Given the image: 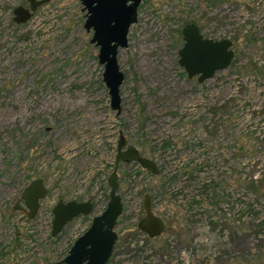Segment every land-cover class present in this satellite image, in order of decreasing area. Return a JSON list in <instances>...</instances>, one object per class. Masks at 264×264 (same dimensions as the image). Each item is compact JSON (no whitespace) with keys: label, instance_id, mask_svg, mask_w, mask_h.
Here are the masks:
<instances>
[{"label":"rangeland","instance_id":"obj_1","mask_svg":"<svg viewBox=\"0 0 264 264\" xmlns=\"http://www.w3.org/2000/svg\"><path fill=\"white\" fill-rule=\"evenodd\" d=\"M18 6L30 5L0 0V264L69 255L108 207L121 136L160 174L118 166L123 213L108 264H264V0H143L118 53L120 115L82 2L50 0L25 24ZM189 24L233 42L230 66L202 84L179 64ZM135 51L166 79H151ZM39 179L49 192L30 219L14 208ZM146 194L166 224L156 239L139 229ZM61 200L94 210L53 237Z\"/></svg>","mask_w":264,"mask_h":264},{"label":"water","instance_id":"obj_2","mask_svg":"<svg viewBox=\"0 0 264 264\" xmlns=\"http://www.w3.org/2000/svg\"><path fill=\"white\" fill-rule=\"evenodd\" d=\"M87 10L85 29L93 30L92 44L99 47V62L104 66L103 80L109 89L111 107L120 115L122 98L120 89L125 74L118 63L119 49L128 47V34L132 25L138 22V9L143 0H80ZM50 0H28L29 8L18 6L14 10L15 22L25 24L33 17L39 7ZM184 45L179 52V64L190 79L197 77L200 84L214 78L219 71L226 70L234 58L230 40L214 41L205 38L196 24L183 29ZM124 136L120 137L113 174L108 183L111 188L110 201L106 211L93 219L90 229L81 236L71 248L69 255L55 264H108L119 239L115 231L117 221L123 213V204L119 191L118 166L120 163H137L153 175H159L160 169L155 161L144 157L139 150L130 146ZM43 179L36 180L27 187L14 210L25 211L30 219L38 214L41 201L48 195ZM24 206H21V203ZM146 217L139 223V229L151 239L160 237L166 230L164 221L153 212L149 194L144 198ZM94 210L92 201L57 203L53 210L52 236L57 237L75 218L88 216Z\"/></svg>","mask_w":264,"mask_h":264},{"label":"bare ground","instance_id":"obj_3","mask_svg":"<svg viewBox=\"0 0 264 264\" xmlns=\"http://www.w3.org/2000/svg\"><path fill=\"white\" fill-rule=\"evenodd\" d=\"M146 44L149 45V43ZM134 57L136 58L137 64L140 65L141 67H144V65L148 64L146 66V70L148 71V74L151 75L150 77L151 79H155V80L157 79L159 82H163L166 79V76L162 72L163 71L162 66L154 64L155 62L146 59L147 57L141 60L139 57L136 56V51L134 53Z\"/></svg>","mask_w":264,"mask_h":264},{"label":"flooded vegetation","instance_id":"obj_4","mask_svg":"<svg viewBox=\"0 0 264 264\" xmlns=\"http://www.w3.org/2000/svg\"><path fill=\"white\" fill-rule=\"evenodd\" d=\"M28 7H29V6H28ZM28 7H27V8H28Z\"/></svg>","mask_w":264,"mask_h":264}]
</instances>
